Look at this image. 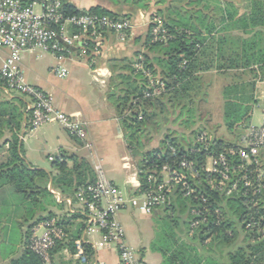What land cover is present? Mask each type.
Wrapping results in <instances>:
<instances>
[{
	"label": "trees",
	"instance_id": "trees-1",
	"mask_svg": "<svg viewBox=\"0 0 264 264\" xmlns=\"http://www.w3.org/2000/svg\"><path fill=\"white\" fill-rule=\"evenodd\" d=\"M108 1L113 8L134 6L143 11L150 9L146 5L147 0ZM215 1V4H210L208 0L159 1L157 4L162 7L151 15L152 21L140 50L134 58L118 61L113 66L109 99L119 116L129 153L133 158H139L137 170L140 187L136 194L156 188L162 181L165 167L186 174L188 183L195 191L185 196L182 188L177 187L170 195V198L174 196V203L171 207L168 204L163 207L167 213L164 218L169 220L170 225L159 234V240L153 246L162 254L163 264H264V175L259 178L257 172L264 169V154L258 156L260 165L253 162L252 166H248V171L239 155L242 148L240 140L228 142L212 138L207 146L201 144L198 138L205 128L196 127L199 101L194 100L195 94L191 93L195 87L197 91H202L201 73L215 66L219 72L249 71L255 79L261 73L264 75V0H244L240 6L233 0ZM63 2L66 16L88 13L101 17L130 18L113 11V8L97 6L81 10L69 1ZM154 19H159L167 31L169 39L166 42L154 41L153 30L157 25ZM248 20L252 22L253 30H245L247 36L236 40L230 39V36L216 37L218 33L226 31L221 27ZM72 31L79 32L76 28H72ZM108 36L115 38L113 33L107 34L106 38ZM231 44L235 45L233 49ZM139 64L143 66L142 70L137 68ZM148 73L165 85L164 92L159 96L145 97L147 91H152ZM256 91L255 80L233 84L222 92L224 124L231 134H239L237 138L250 128L253 108L259 103ZM185 96L190 98L191 106ZM25 113L29 115L27 106L25 112L6 104L0 108V136L5 129H9L12 136L7 142V160L0 164V188L10 186L21 196L23 205L28 207L25 221L33 222L26 228L22 254L11 264H43L30 248L32 228L56 219L69 239L57 242L52 251L53 260L58 248L66 247L72 255L76 254L75 242L86 226L82 225L72 233L68 230L69 220L83 219L86 214L68 218L66 215L58 216L51 209L61 210L68 204L67 200L75 204L79 189L93 184L96 178L89 165L76 156L63 154L55 160L53 167L58 172L55 176L28 164L20 138ZM169 125H176L180 131L170 130ZM165 130L168 134L160 147L145 151L141 137L146 132L157 136ZM232 150L236 155L230 153ZM221 154L230 163L232 180L249 176L252 187H245L240 180L238 190L230 195L227 192L232 182H226L224 191L215 188L218 176L207 173L205 165L209 156L219 157ZM183 160L194 164L195 177L182 169ZM50 184L61 197V202L48 189ZM256 189L260 191L255 194ZM181 214L186 216L182 223ZM195 223L198 225L193 227ZM85 251L93 255L88 245H85Z\"/></svg>",
	"mask_w": 264,
	"mask_h": 264
},
{
	"label": "built area",
	"instance_id": "built-area-1",
	"mask_svg": "<svg viewBox=\"0 0 264 264\" xmlns=\"http://www.w3.org/2000/svg\"><path fill=\"white\" fill-rule=\"evenodd\" d=\"M153 22L157 24L153 30L154 41L166 42L169 39L167 31L158 19H154ZM72 28L78 29L79 32L74 33ZM134 28L135 25L128 18L101 17L88 13L66 16L63 0H0V49L9 50L8 56L0 64V86L10 93L16 92L29 100L27 112L32 128L36 129L49 123H59L73 135L83 138L85 136L84 123L68 117L55 107L54 100L49 94L26 82L21 64L22 57L25 53L52 54L60 62L52 70L53 74L60 79H66L69 71L61 62L67 56L69 57L71 50L76 49L80 56L94 60L101 54L107 34L113 33L119 43H126ZM140 59L143 60L142 57ZM137 68L142 70L143 66L139 64ZM147 76L150 77L152 91H147L145 97L150 98L162 94L165 89L164 83L152 78L149 73ZM262 106L264 118V100ZM211 140L212 137H208L206 132L201 133L198 138V141L206 146ZM263 150L264 120L262 126H252L248 129L239 155L244 164L247 161L256 163ZM230 153L236 155L234 150ZM173 154H175L174 150ZM209 157L212 168L205 166L206 172L218 176L214 186L219 191H224L226 182H232L227 192L228 195L238 190L240 180L247 188L253 186L249 176L232 180L231 166L224 154L219 157ZM57 159L51 158L50 160ZM181 167L194 176L193 163L183 160ZM164 172H168L169 180L165 181L163 178ZM95 174V182L80 188L76 195L75 204L86 214V228L82 233L83 237L75 242L76 257L83 263L87 262L86 237L101 234L107 244L118 248L119 264H145L129 246L126 230L119 221L118 215L126 210L152 215L168 204L170 195L177 187L182 188L185 196L192 195L195 191L188 183L186 174L165 167L162 171V181L157 184L156 188L144 194L133 195L120 190L107 177L102 165H96ZM48 189L61 202V197L51 184ZM259 191L256 189L254 193ZM203 201L206 202L205 199ZM67 203L71 206L73 204L71 200H67ZM197 225L198 223H195L193 227ZM65 239H67V234L58 225V221L52 219L32 228L29 239L30 248L43 264H55L52 251L57 242Z\"/></svg>",
	"mask_w": 264,
	"mask_h": 264
},
{
	"label": "crops",
	"instance_id": "crops-1",
	"mask_svg": "<svg viewBox=\"0 0 264 264\" xmlns=\"http://www.w3.org/2000/svg\"><path fill=\"white\" fill-rule=\"evenodd\" d=\"M66 1H69L81 10H88L97 6L113 8L112 3L108 0ZM159 1L161 0H152L149 11L136 9L134 6H125L126 8L122 9L113 8V11H118L121 13V15L130 16L134 22L135 28L128 41L124 44H120L116 42L114 37L108 36L105 40L104 46L101 49V54L94 60L80 56L79 51L76 49L71 50L69 57L67 56L65 60L61 62L67 67L69 71V76L66 79H60L53 74L52 70L60 62L52 54H49L50 57L45 70L36 69L35 66L28 65L27 61L30 59L35 61L38 58H42L44 54L48 55V53H25L23 55L21 64L24 73L25 70L30 69L29 67L32 68L31 74L25 76L26 82L29 85L40 88L49 94L54 100L55 107L65 113L68 117L85 124V136L83 138H78L59 123H49L34 129L30 125V116H27L25 113L20 137L23 148L26 142V135L28 131L33 132L46 127L42 130L46 143L48 144V141H51L52 139H57V142L61 144V147L58 149V156L56 158L49 156V161H51V158L57 159L63 154L67 156H76L89 165L95 178V167L96 165L100 164L105 170L107 177L120 190L126 194H136L140 187L138 180V170L137 168L130 165V159L132 156L127 149V144L124 140V133L121 129L120 119L116 108L109 99V91L111 77L113 75V66L118 61L134 58V53L140 50V46L143 42L142 40H144L149 28L151 15L162 7V5L157 4ZM233 2L240 6L243 4L244 0H233ZM218 35H216V37ZM141 50H143V48ZM8 54L9 50L0 49V64H2V62L6 59ZM255 68L257 69V67ZM210 72L211 71L201 73L203 82L205 81V74ZM234 72L238 71L235 70ZM216 73L218 74L219 71L216 70ZM219 82L221 84H213L212 86L208 87V92L206 95L207 100L205 103L206 107L204 109L206 112H210L207 109L209 101L210 104L216 106V110L223 109L224 119V103L222 92L224 88L241 82H224V79L222 81L219 80ZM256 82L257 89H262L260 97H258L256 91V99L259 103H263L264 80L258 78ZM217 92L220 94V96H218V99L220 100H217L216 98ZM23 97L14 96L12 93L5 90L4 87L0 86V108L3 106V104H6L10 108L16 106L20 108L21 111L25 112V106L29 104V100L25 96ZM218 120L221 121V116ZM250 127H252V125ZM61 131L62 133L60 134ZM11 137L12 136L9 129H5L3 131V135L0 136V164L7 160L9 149V144L7 142L11 139ZM24 158L26 162L34 169H39L31 161H29L27 155H25V151ZM51 162L53 163L54 161ZM45 171L53 174V176L58 174L56 170L52 172L49 170ZM122 171H126L124 176L121 175ZM121 177L123 179V186H121L119 183V178ZM1 185L2 181L0 180V187ZM9 187L10 186H5L0 188V207L6 204V192L9 191ZM174 199L175 198L172 195L169 199V207H171V205L174 203ZM10 209L12 210V208ZM126 211L120 212L118 219L126 230L129 246L144 261L145 264H163L164 258L162 254L153 249L157 237L153 238L152 241L150 240L149 242L145 243L143 240L132 235V228L130 224L131 212H127L129 214H126ZM165 211L166 208H163L161 210H157L152 215L146 216L164 218L167 214ZM53 212L58 216L66 215L68 218L76 215L85 216V213L76 204H72V206L67 204L61 210L56 208L53 210ZM2 218L5 221L7 219L6 216H0V222ZM11 218L12 217H10V219ZM14 219L19 222V238L16 243L5 246L3 251L0 247V264H11V261L18 258L22 254L24 250L26 228L33 223H25V217H22L20 214H16ZM3 223L4 222L2 221L0 225L2 226ZM69 223L70 225L68 226V230L74 233L80 226H86V217L83 219L73 218L69 220ZM4 236V233L0 231V237ZM82 237L83 235L81 234L77 240L81 239ZM67 238L69 239V235H67ZM86 242V245H88L93 252L92 256L86 254L87 262L83 263L82 260L76 257L77 252L76 254L72 255L65 247L58 248L56 250L57 252L54 254L55 264H119L120 257L118 248L115 245L107 244L103 240L101 234H93L90 237H86ZM4 244L6 245L7 243L4 242Z\"/></svg>",
	"mask_w": 264,
	"mask_h": 264
},
{
	"label": "rangeland",
	"instance_id": "rangeland-1",
	"mask_svg": "<svg viewBox=\"0 0 264 264\" xmlns=\"http://www.w3.org/2000/svg\"><path fill=\"white\" fill-rule=\"evenodd\" d=\"M208 2L210 4L216 3L215 0H208ZM151 4H152V0H147L146 5L149 6V8H151ZM129 19L133 22V20L131 18H129ZM150 19H151V17H150ZM150 21H152V20H150ZM251 23L252 22H249V20H248L247 22H236L235 24H229L227 26L225 25V26L221 27V29L224 28V30H226V31L223 33H219V35L218 34L217 35L222 36V37L223 36H230V39L236 40L237 38L247 36V35H245V32H246L245 30H253V26L251 25ZM133 24H134V22H133ZM259 28H261V27H259ZM259 28H255V29L259 30ZM262 30H264V28ZM115 40H116V38H115ZM116 42L119 43L117 40H116ZM120 44H124V43H120ZM234 46L235 45L231 44V49H233ZM134 55H135V53H134ZM49 57H50L49 54L48 55L44 54L42 58H38L35 61H32L30 59L27 62H28V65L35 66L36 69L45 70ZM98 57H96V58H98ZM84 58L89 59V57H84ZM215 67H213L210 70L211 71L210 73L205 74V81L202 82L204 85V88H202V91H197L198 89H196V87H195V89L191 90V93L193 92V94H195L194 100L199 101L198 110H197L199 112V119L196 120V122H197L196 127L205 128V130L203 132H206L208 137L220 138V139L226 140L228 142H237L238 140H240L239 143L242 144L244 137L246 135V132H244V134L241 135L240 138H237V136L239 134L233 135V134H231V132H228V130L226 129L225 124H224L223 109H221V110L217 109L216 110V106H213L212 104H210L209 101H208L207 109L210 112L208 113L204 109L206 107L205 103L207 100L206 95L208 92V87L212 86L213 84H218V83L221 84L219 82V80L222 81L223 79H224V82L225 81L226 82L227 81H230V82H232V81H234V82H253V81L257 80L258 78L261 80H264V75L262 73L261 74L258 73L259 75L257 76V79H255L253 73H251L249 71H246V72L245 71H242V72L241 71H239V72L220 71L217 74ZM29 68H30L29 70H25V76H27L28 74H31L32 68L31 67H29ZM194 91H197V92L195 93ZM203 91H204L205 95L202 94ZM261 91H262V89H257L258 97H260ZM12 94L14 96L23 97V96H20V94H18L16 92H13ZM218 96H220V94H218V92H217L216 98H217V100H220V99H218ZM185 99H186V102H188V105L192 104L190 101V98L185 96ZM223 103H224V100H223ZM262 104L263 103H259L258 105L254 106L250 126L251 125L255 126V127L262 126L263 120H264ZM220 116H221V121L218 120L220 118ZM175 126L176 125H169L168 128L170 130H179L180 131V129H178ZM47 127H50V126H47ZM45 128L46 127L35 130L33 132L28 131V133L26 135V142L24 144L23 151H25V155H27V158L29 159V161H31L37 168L49 170L52 172L55 169L53 167V163L51 161H49L48 157L50 156V157L56 158L59 154L58 149L61 147V144L59 142H57V139H52L51 141H48V144H47L46 140L43 136V133H42V130ZM182 130H183V128H182ZM184 131L188 134L187 130L184 129ZM238 132H240V131H238ZM61 133H62V131L60 132V134ZM166 134H168V131H166V130L163 131L162 133L158 134L157 136H151L150 134H148L146 132L141 137L144 140V143H143L144 144V150L150 151V150L159 148L161 145V142H162V140H164ZM180 136L182 138H185L183 135H180ZM23 154H24V152H23ZM260 154L263 155L264 150L261 151ZM262 158L264 161V156ZM138 160H139V158H132L131 157L130 165L137 168L138 167L137 166ZM256 164L260 165L259 160L256 162ZM252 165H253V161H247L245 163V167L247 170H248V166H252ZM205 166L207 168H212V162L210 161V157H208L207 163ZM192 170H194V167H192ZM257 172L259 173V178L264 175V169L260 170V171L258 170ZM192 173H194V172H192ZM125 174H126V171L121 172L122 176H124ZM163 178L165 179V181L169 180L168 172H164ZM119 183L121 186H123L122 177L119 178ZM6 194H7L6 195L7 197L5 199L6 204L4 206L0 207V216L1 217H3V216L7 217L6 221L3 220V218L1 219V222L3 221L4 223L2 224V226L0 225V231L3 232L5 235L4 237H0V247H1L2 251L4 250L5 246H8L10 244H14L18 241L20 227H19V222L17 220H15L14 217L16 216V214L17 215L20 214V215H22V217H26V209L28 208V207H26V205H23V203H24V201H22L23 199H21V196H19L18 194H16L13 191L12 187H9V191H7ZM10 208H12V210ZM55 209L56 208H52L51 210L53 211ZM127 212H131L130 213L131 214L130 224H131V228H132V235L143 240L145 243L149 242L150 240L152 241L153 238L157 237V239L155 241V244H157V241L159 240V234L164 232L165 230H167L169 228L170 224L168 223L169 220H167V218H160V217L155 218L154 216L153 217L152 216H146V215L140 214L139 212H135V211L134 212L133 211H126L125 213L129 214ZM132 213H134V214H132ZM168 215H171V212H169ZM181 215L182 216L181 217L179 216V217H180V221L182 223L186 216L183 214H181ZM176 216H178V214ZM10 217H12V218L10 219ZM1 222H0V224H1ZM4 242H6L7 244L5 245Z\"/></svg>",
	"mask_w": 264,
	"mask_h": 264
}]
</instances>
